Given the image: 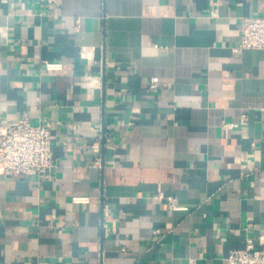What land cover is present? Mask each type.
<instances>
[{
    "label": "crops",
    "instance_id": "obj_1",
    "mask_svg": "<svg viewBox=\"0 0 264 264\" xmlns=\"http://www.w3.org/2000/svg\"><path fill=\"white\" fill-rule=\"evenodd\" d=\"M262 13L0 0V125L54 134L46 174L0 175V264H226L247 236L264 244V49L233 50Z\"/></svg>",
    "mask_w": 264,
    "mask_h": 264
},
{
    "label": "built area",
    "instance_id": "obj_2",
    "mask_svg": "<svg viewBox=\"0 0 264 264\" xmlns=\"http://www.w3.org/2000/svg\"><path fill=\"white\" fill-rule=\"evenodd\" d=\"M42 5L55 3V0H39ZM240 42L233 47L235 52L243 49H264V13L246 15L240 18ZM48 70L61 68V63L44 61ZM150 89H156L159 78L154 76L148 81ZM233 125V124H228ZM54 134L52 122L41 118L33 123L20 118L12 124L0 125V175L30 176L46 174L54 165ZM166 198L172 209L180 208L171 195L156 194ZM85 198H74L78 201ZM226 264H264V244H258L252 236H247L239 248L229 250Z\"/></svg>",
    "mask_w": 264,
    "mask_h": 264
}]
</instances>
